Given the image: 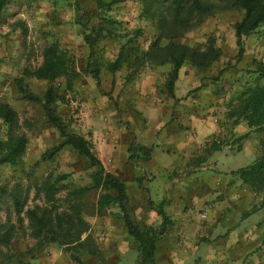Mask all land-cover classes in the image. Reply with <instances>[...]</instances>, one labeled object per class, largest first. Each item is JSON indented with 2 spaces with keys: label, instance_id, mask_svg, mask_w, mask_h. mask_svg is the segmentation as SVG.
Instances as JSON below:
<instances>
[{
  "label": "rangeland",
  "instance_id": "obj_1",
  "mask_svg": "<svg viewBox=\"0 0 264 264\" xmlns=\"http://www.w3.org/2000/svg\"><path fill=\"white\" fill-rule=\"evenodd\" d=\"M106 1H111V4L105 12H101L96 8V0H12L2 13L0 101L8 102L16 109L18 130L26 135L27 145L21 164L0 165V185L6 189L0 195V223L14 226L10 244H0V264H136L137 261V244L126 232L118 209L97 210L96 191L85 195L81 207L88 228L82 238L90 237L85 248L73 250L44 239L37 241L31 236L24 212L21 214L22 223L17 220L9 196L14 185L19 184L23 193L26 188L29 189L24 210L39 205L48 209L57 207L62 211L67 207L63 199L67 188L56 194V201L47 202L42 192L35 194L33 185H41L49 175H66L60 183L70 188L90 184L88 160L68 146L53 158L41 160V154L61 140L58 131L46 121L40 102L28 96L32 93L41 97L45 82L23 77L22 90L17 86L16 78L22 76L23 69L37 67L42 61L44 45L54 41L70 51L79 71L71 88L65 87L63 78L58 79L57 90L63 96L57 102L59 115L72 131L90 141L108 171L117 173L121 180L125 178L132 215L141 226L160 223L161 218L154 209L158 204L163 206L171 219L167 231L157 241L153 264H264V206L259 207L257 196L244 194L241 197L244 201L238 202L229 192L215 195L211 192L209 197L214 195V198L203 203L207 205L217 200L221 208L215 215L207 213L202 208L203 203L198 206L188 202L198 194L197 191L193 193L192 174L213 153L207 150L210 142L215 140L225 146L242 135L238 132L229 134L232 119L227 118L226 105L242 85L253 81V75L244 72L254 68L252 59L264 62L263 47L248 62L237 59L234 24L241 18L242 11L237 8L219 11L176 39L196 47L206 46V41L212 38L214 47L219 49V57L205 71L184 64L181 77L177 79L179 86L176 85L177 80L174 84V94L175 91L183 93L172 97L163 86L170 64L144 66L135 74L129 69H122L112 76L102 69L100 86L89 74L83 73L89 54L84 34L92 28L100 33L95 51L104 60L113 59L119 45L127 37L135 36V31H139L136 39L144 48L157 34L156 28L142 16L140 0ZM254 33H260L259 38H264V24L251 36ZM152 73L156 88L152 104L156 108H148L156 110V114L150 115L143 105L140 110L138 92L143 77ZM197 101L200 103L197 104ZM181 103L195 116L198 110L211 116L212 121L215 119L222 129L199 145L177 149L180 160L168 175L171 189L151 193L139 180L142 176H154L151 172L147 173L142 165L149 157L133 161L130 168L126 161L128 148L131 142L138 143L133 136L137 127L139 132L153 140L151 148L161 146L167 152H171V147L164 144L166 139H160L161 132L170 135L174 128L179 127L185 135V143L194 137V131L181 121L187 114L184 111V116H181L178 109ZM163 104L170 107V116L165 119L159 114ZM142 111L149 114H142ZM155 119L163 124L160 129L149 131L148 126ZM3 134L4 126L0 122V137ZM240 142L239 139L237 143ZM179 188L183 191L179 199L183 197V201L173 203L169 197L177 198L173 190ZM247 212L251 213L243 217ZM94 248L99 254L88 253Z\"/></svg>",
  "mask_w": 264,
  "mask_h": 264
},
{
  "label": "trees",
  "instance_id": "obj_2",
  "mask_svg": "<svg viewBox=\"0 0 264 264\" xmlns=\"http://www.w3.org/2000/svg\"><path fill=\"white\" fill-rule=\"evenodd\" d=\"M12 0H0V18L6 6ZM33 1V0H27ZM76 2V0H67ZM141 12L157 30L154 39L147 47L137 41L139 31L135 36L127 37L118 47L113 59L104 60L96 55V45L99 34L92 28L84 34V42L88 46L89 54L83 73L89 74L100 86V72L106 69L114 74L122 69L131 70L132 74L144 66H160L170 64L171 68L166 74L163 83L168 94L174 97V84L179 69L187 64L198 71H205L213 61L219 57V49L214 47L213 39L209 38L206 46H189L177 42L186 32L201 25L211 15L228 8H237L242 11L241 18L234 24L235 43L237 46V59L242 58L244 52V39L249 37L257 28L264 24V0H140ZM111 1L96 0V8L105 12ZM114 24L115 21H108ZM254 68L244 72L253 75L250 84L242 85L227 102V118L232 119V126L244 122L248 131L238 135L236 142L249 136L255 139L259 146V155L250 163L231 173L237 175L242 186L247 187L260 199L259 207L264 205V62L252 59ZM77 71L74 56L57 42H49L42 50L41 63L33 68H25L22 76L16 78L17 86L23 88V77H31L45 82L42 96L29 93L30 98L40 102L45 119L59 133L61 140L53 147L47 148L41 154V160L53 158L64 147L68 146L77 154L85 157L91 167L89 173L90 184L82 187H67L60 182L66 175H49L41 185H33L35 194L43 193L47 202L56 201V194L67 188L64 201L65 210L59 211L57 207L48 209L35 205L25 209L24 204L28 196V188L23 193L22 187L17 184L12 187L9 196L12 200L17 220L22 223L24 217L28 220L31 236L37 241L55 242L68 246L69 249L78 250L87 247L89 236L82 238L88 228L81 214L83 198L90 191L97 192L96 209L104 210L116 207L123 221L126 232L137 244L136 264H153L155 261L157 241L168 229L171 219L163 206L154 207L161 221L156 226H141L134 219L126 185L121 178L108 171L92 149V145L83 135L72 131L57 111V102L63 96L57 90L58 79L65 80V87L71 88ZM129 80V79H128ZM0 122L4 126V134L0 137V165L17 166L22 163L26 150L27 137L19 132V117L16 109L8 102L0 101ZM218 141H211L208 152L220 150ZM151 148L131 142L128 148V159L137 161L148 158ZM6 189L0 185V195ZM153 206V205H152ZM251 212H247L243 217ZM14 226L0 223V244L9 245ZM3 230V231H2ZM40 244V243H39ZM90 254H99L97 249L88 250ZM104 263V259L101 258ZM27 264H32L27 262Z\"/></svg>",
  "mask_w": 264,
  "mask_h": 264
},
{
  "label": "crops",
  "instance_id": "obj_3",
  "mask_svg": "<svg viewBox=\"0 0 264 264\" xmlns=\"http://www.w3.org/2000/svg\"><path fill=\"white\" fill-rule=\"evenodd\" d=\"M259 34L254 33L252 36L250 35L249 37L244 39V52L241 58L243 62H248V60H251V58L257 55L256 53L261 50L262 47L264 48V38H259ZM253 54L256 55L254 56ZM105 71L108 72L106 69ZM108 74L110 76L114 75L109 72ZM180 77L181 68L179 69L177 79H180ZM154 80L155 75H153V73L147 74L145 77H143L140 91L138 92L140 98V110L142 109L143 105L146 109H148L147 111H145L149 112L150 115L151 113L156 112V110L153 111V109L148 108L150 106L156 108L155 104H152V101L155 98L156 91L155 84H153ZM179 82L180 81L177 80V86H179ZM182 93V91H175L174 96L176 95L178 97ZM198 103L200 102L197 101V104ZM161 106L162 111L159 114L165 119V117L167 118L170 116V107L164 104ZM178 109L181 112V116H184V111L187 113L184 118L181 119V121L185 124V126L190 127V131H194V137H190L191 139H188V141H186L185 143V135L179 130V127L174 128L172 134L170 135L161 132L162 137L160 139H166L164 144L171 147V152H167L166 150L163 151L164 147L161 146L155 147L154 149L151 148L153 140H151L149 136L144 134L143 132H139L138 127L134 131V141L138 142L137 144L152 149L148 160H146L142 165L144 166L143 168L147 173L151 172L154 176H142L139 179L143 184V187L150 190L151 193H159L171 189L170 182L168 181V175H170L171 169H173L176 166V163L180 160V156H178L179 153L177 154L176 152L177 149L199 145L200 142L207 140L209 136H213L214 134L219 133L222 129L220 124L217 123L215 119L212 121L211 116H206L200 110L197 111V115L195 116L192 112L189 111V109H186V107H184V103H181V106L178 107ZM146 112L142 111V114H149ZM153 118L154 117L151 118V121H153ZM162 124V121L159 122L155 119V121L148 126V130H158L160 129ZM166 128L167 127L163 129ZM176 130L177 132L175 133ZM247 131L248 128L243 121L235 126L229 127L230 135L236 132H238V134H244ZM259 152L260 151L257 141L250 136L246 139H241L240 143L232 140L230 141V144H227L225 146L221 145L220 150L214 151L209 157H207V160L203 162V165L201 167H197L195 173L192 174L194 175V177L192 178L194 182L193 189H195L193 193H196L197 191L198 194L194 195L190 199V201H188L190 205H193L195 203L198 206H201L204 201L211 200L212 198H214L215 194H219L222 191H224L226 194L228 192L230 195L233 194V197H236L238 202L244 201V198H241L244 197V194H247L248 196L254 195L250 190H248L247 187L242 186L238 176L233 175L231 172L250 163L256 156L259 155ZM241 160H243L244 162ZM126 161L127 166H130V168H132L133 161L129 159H127ZM115 174L117 175V173ZM122 180L124 181L125 178H123ZM173 192L177 193V198L169 197L173 199V203H176L177 201H183V197L179 199V196L183 195V191L180 190V188L177 189V191L174 189ZM211 192H213L214 195L209 197ZM173 196L175 195L173 194ZM222 203L223 202H219V204ZM202 208H205V211L207 213L209 212L211 213V215H215L216 211L221 207L220 205H218V201L216 200L214 203L210 202L207 205H204Z\"/></svg>",
  "mask_w": 264,
  "mask_h": 264
}]
</instances>
